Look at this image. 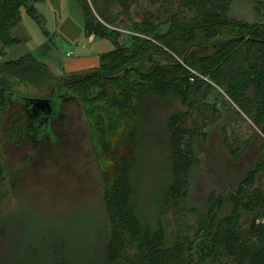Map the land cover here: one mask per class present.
Segmentation results:
<instances>
[{"label": "trees", "instance_id": "16d2710c", "mask_svg": "<svg viewBox=\"0 0 264 264\" xmlns=\"http://www.w3.org/2000/svg\"><path fill=\"white\" fill-rule=\"evenodd\" d=\"M45 1L0 0V44L22 43L13 31L24 9L41 25L32 4ZM74 1L86 37L108 40L114 47L101 56L96 70L63 79L60 88L69 89L67 94L85 108L99 106L93 120L95 152L111 169L103 196L105 228L95 238L84 233V246L33 256L44 258L42 264H264V187H257L258 176L264 175V143L233 188L220 196L212 192L201 207L191 205L192 178L201 167L196 148L208 139V119L198 111L200 106L212 111L206 100L215 86L264 125V24L231 18L233 0H170L167 4L177 3L178 11L169 12L167 31L158 32L148 18L128 19L133 34L124 47L120 32L109 28L122 17L131 18L127 0ZM114 6L119 11L109 18ZM3 73L2 106L14 94L10 83L15 79L25 85L47 80L46 88H54L55 77L32 55L0 63ZM150 99L167 108L173 102L182 106L169 117L161 138L149 133ZM108 111L119 118L116 137L109 135ZM145 142L154 154L149 161L143 155ZM224 145L234 160L245 146L234 147L225 133ZM253 215L258 218L254 231L245 227ZM13 223L18 222L0 217V264H26L25 255L14 250Z\"/></svg>", "mask_w": 264, "mask_h": 264}, {"label": "rangeland", "instance_id": "374dc122", "mask_svg": "<svg viewBox=\"0 0 264 264\" xmlns=\"http://www.w3.org/2000/svg\"><path fill=\"white\" fill-rule=\"evenodd\" d=\"M168 2L171 1L127 0L131 18L127 16L120 18V21L109 30L120 32L119 42L124 47L131 43L133 34L131 21L141 22L148 18L159 28L158 32L164 33L168 29L169 12L178 11L177 3L167 4ZM165 3L166 9L163 8ZM118 11V6H114L108 17H112ZM23 14L26 19L23 26L30 28L34 38L27 40L20 30L15 35L24 43L22 47L33 50L31 52L44 51V39L46 40L48 34L42 26L44 23L41 21L40 25L27 17V14ZM186 15L190 17L188 12ZM230 17L248 24H264V0H233ZM85 38L82 39L83 43L88 41ZM49 42V46H55L53 59L56 61H60L69 51L78 50L75 44L57 40L53 34H50ZM49 46L45 50L50 49ZM19 50L17 46L5 47L0 44V63L5 65L17 61L15 58L20 54ZM112 50L113 44L110 41L100 39L95 45L90 44L89 52L86 50V53L96 51L97 55H102ZM90 55L95 57L96 53ZM45 67L55 77L53 90L46 88L47 80L41 84L29 82L25 85L20 79L11 81L10 90L14 94L36 99L50 97L53 94H67L69 89L66 87L60 91L61 86H64L62 80H67L74 74H56L52 67L47 65ZM87 73L89 72L76 74ZM3 75L4 73L0 75V80L4 81ZM1 86L2 84L0 88ZM97 93L98 90H93L92 95L96 96ZM68 97L70 102L74 100L76 106L72 104L65 107L69 109L68 115L55 123L53 136L49 141L41 143L29 139L17 146L11 143H19L16 141H21L25 137L27 125L24 114L20 110L19 113L13 114L14 109L9 107V102L16 101L7 100L4 106L0 104V166H2L0 217L8 221L15 220L22 226L18 228L16 227L18 223L12 224L13 245L17 246L14 248L17 250L16 254L25 255L26 264H42L44 258L34 257L35 252L40 253L48 249L54 251L63 247L72 249L79 247L78 244L81 242L84 246V233L95 238L105 228L103 196L111 169L108 162L105 159H98L95 152L97 138L93 120L99 106L86 104L85 108L72 94ZM149 103L151 109V119L148 120L149 133L154 138L158 134L157 138L164 137V127L169 117L181 111L182 106L179 102H173L172 107L167 108L155 99H150ZM206 103L213 112L201 106L198 111V116L207 118L209 123L205 129L208 139L200 141L196 148L201 167L192 178L193 207H201L202 202L212 192L220 196L233 188L247 173L253 153L264 143V125H258L254 117L243 114L219 87L215 86V91L209 95ZM17 108H22L20 103ZM106 117L111 122L109 135L116 137L119 118L113 111H108ZM224 133L234 147L245 144L239 159H232L225 150ZM153 142L156 143L157 139ZM144 146L143 155L149 161L154 154L149 147L146 149L147 142ZM257 187H264V175L258 176ZM187 219L194 225L196 221L194 216L189 215ZM245 227L246 229L251 227L250 218ZM69 235H72L70 239Z\"/></svg>", "mask_w": 264, "mask_h": 264}, {"label": "crops", "instance_id": "0c3cea01", "mask_svg": "<svg viewBox=\"0 0 264 264\" xmlns=\"http://www.w3.org/2000/svg\"><path fill=\"white\" fill-rule=\"evenodd\" d=\"M32 5L36 10L37 16L40 18L42 23H44L42 25L43 28H45L48 32V34H46V40L44 39V51L35 50V53L31 52L33 50H29L25 46L22 47L24 43H21L17 46L20 49V54H18V56L15 58L16 60L26 55H32L37 61L52 67V70H54L56 74L58 73L61 75L90 72L96 70L100 66V59L103 54L97 55L96 51L92 53H86V50L88 51L89 45H95L96 41L100 39L86 37L82 13L78 5L73 0H46L45 2ZM23 13L27 14V11L25 9L22 11V21L13 32L15 34L20 30L22 33H24V36H26L27 40H33L34 35L30 31V28H25L23 26L26 21ZM27 17L33 19L28 14ZM26 25L28 26V24ZM44 25H46V27ZM50 34H53L57 40H61L62 42L64 41L75 44L78 50L74 49V51H69L63 56V58H61L60 61H56L53 59L55 54L53 52L55 50V46H49L51 44L49 42ZM84 38L88 40L85 43L82 42V39L84 40ZM48 42L50 44H48ZM47 46H49L50 49L45 50ZM95 53V57L90 55Z\"/></svg>", "mask_w": 264, "mask_h": 264}, {"label": "flooded vegetation", "instance_id": "af4514ba", "mask_svg": "<svg viewBox=\"0 0 264 264\" xmlns=\"http://www.w3.org/2000/svg\"><path fill=\"white\" fill-rule=\"evenodd\" d=\"M64 96L62 98H60V100L54 101L51 104V108H52V112L50 114H48V110H46L45 112L42 111H37V112H33L32 111V107L26 105L25 100L29 97H24V96H20L17 94H13L11 99L12 101H16L18 104L20 103V105L22 106V108H17L18 104L16 102L10 103L9 101V107L14 109V113H19L18 111H22L23 112V116L25 119V122L27 125V130H26V134L25 137L21 139V141H16L19 143H11L14 144V146H17L19 144H23L25 143L26 140H34L33 142H44V141H49L50 138H52L53 136V130L55 126V123H57L61 118L63 120V117H65L66 115H68V110L67 108H65L66 106L69 105H75L74 104V100L72 102H70V98L68 97V94L65 95H52L50 97H46V98H41V99H46V100H55L58 99V97ZM29 99H36V98H29ZM22 112H20L22 114ZM22 116V118H23ZM14 118H16V116H14ZM58 142V140L56 141ZM10 143V141H9Z\"/></svg>", "mask_w": 264, "mask_h": 264}, {"label": "water", "instance_id": "95a60500", "mask_svg": "<svg viewBox=\"0 0 264 264\" xmlns=\"http://www.w3.org/2000/svg\"><path fill=\"white\" fill-rule=\"evenodd\" d=\"M64 96L58 97V99L55 100H46V99H29L27 98L25 100L26 105L31 106L32 111L33 112H37V111H42L45 112L46 110H48V114H50L52 112V108H51V104L54 101L60 100V98H62ZM258 222V218L256 215H253L251 217V230L254 231L256 228V224Z\"/></svg>", "mask_w": 264, "mask_h": 264}]
</instances>
